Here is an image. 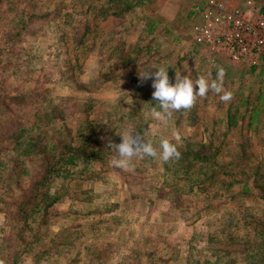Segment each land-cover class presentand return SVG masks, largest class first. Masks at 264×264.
Listing matches in <instances>:
<instances>
[{"label":"rangeland","instance_id":"obj_1","mask_svg":"<svg viewBox=\"0 0 264 264\" xmlns=\"http://www.w3.org/2000/svg\"><path fill=\"white\" fill-rule=\"evenodd\" d=\"M194 1L0 0L3 264L7 253H15V264H261L258 245L252 242L251 257L238 248L257 238L252 235L264 218V195L243 176L251 165L264 164V114L249 128L245 119L226 127L229 102L209 91L161 122L151 116L158 104L154 77L141 79L158 67L168 69L172 84L177 70L193 81L209 73L215 79L223 67L230 102L247 94L264 102V67L210 63L196 48ZM4 40L12 43L4 46ZM257 94L262 98L254 99ZM132 131L158 151L163 138L178 150L211 141L218 162L209 164L208 175L197 161L188 164L189 180L181 164L176 169L178 159L138 156L128 169L116 168L111 145L122 142L119 133ZM82 134L87 152H97L68 165V177L51 185H63L56 201L16 236L25 224L11 211L12 198L17 185L31 184L39 164L40 152L28 151V142L36 137L55 146L59 136L79 142Z\"/></svg>","mask_w":264,"mask_h":264},{"label":"trees","instance_id":"obj_2","mask_svg":"<svg viewBox=\"0 0 264 264\" xmlns=\"http://www.w3.org/2000/svg\"><path fill=\"white\" fill-rule=\"evenodd\" d=\"M128 3H124L125 8L126 6L128 7ZM115 4L118 5L119 2H116ZM261 8L264 11V0L261 3ZM22 25L26 26L25 24ZM10 43H12V40H4L3 42L4 46L10 45ZM11 50L12 48L10 49V51ZM255 67L256 66H251V69H254ZM21 95L25 96L24 94ZM18 97L19 95L17 96V98ZM245 97L246 98L242 97V100H240L239 102H229L227 104L224 120L226 127H233L238 123L239 120L245 119L246 127L249 128L253 123H257L261 120V116L264 114V102H255L254 100H252V97L249 94H247ZM259 98H262L261 94H257L256 98L254 99L258 100ZM244 114H247V116L245 117ZM3 130H5L4 126L0 128V131ZM42 135L45 136V134ZM86 137L88 138V136ZM86 137L85 135L83 137L80 136L79 142H77L76 139L75 141H73V137H69V139L66 140L65 138L61 139V136H59V144H54L55 146L51 144L49 146L47 140H43L41 138L37 140L36 137H32L33 141L28 142V151L38 150L40 152V154L37 156V161L39 164L37 165V168L35 170L36 173L31 184L17 185L19 192L16 194V196H13V194L16 192H13L12 194L14 198H12L13 201L11 203L14 208L11 211L15 213V216L18 220H21V222L25 224L21 225L19 227V231L17 230V232L14 233L16 234V236L19 235L20 230L26 231L27 228L30 227V225L28 224L33 221L35 214L42 213L41 215L43 217L44 212H47L46 210L48 206L52 202L56 201V199L58 198V194L63 189V185L54 184V190L51 189V185L58 177H64V179L68 177V165L76 164L78 159H84V154L86 157L87 155H90V153L95 154V152H97V148L95 150H90L89 153L87 152L86 147L89 145V142L87 141ZM210 142L211 141L202 142L200 143L198 148L190 147L184 148V150H179L181 155L177 160L176 169L178 170V166L181 164V168H185L186 179H190L187 169L188 164L192 162L194 164V162L197 161L201 168H205V171L203 172L208 175L206 170L212 167L209 164L218 162V151H210V149L212 148L211 144H209ZM99 149V151L102 150V148ZM55 150L56 152L52 153ZM250 170V172H244V174L242 172L243 176L247 180L251 179L253 185L259 187L260 191L262 192L261 195H264V164L262 163V161H259L256 165H251ZM214 172L215 171H213V173ZM223 173L226 175L233 174L230 173L227 169L223 170ZM201 181L208 180L202 178ZM248 188L249 186L245 180V182H243L242 190L246 191ZM260 226V228L255 229V233L252 235L254 236L255 234H257V238L250 237L247 240L248 247L244 245L238 249L239 252L243 251L248 254V257H251L252 254L249 253H252V242L255 243L260 247V250H262L260 254L259 251L255 252V254H257V260L261 261V264H264V218L260 220ZM254 239L257 240L254 241ZM18 241L19 239L15 240L14 243H18ZM227 252L228 254H234L235 251H233L232 248L231 253L230 251ZM17 255L18 253L16 254V256ZM14 256L15 253H7L4 264H15L16 258ZM216 263H218L217 260Z\"/></svg>","mask_w":264,"mask_h":264},{"label":"built area","instance_id":"obj_3","mask_svg":"<svg viewBox=\"0 0 264 264\" xmlns=\"http://www.w3.org/2000/svg\"><path fill=\"white\" fill-rule=\"evenodd\" d=\"M191 33L210 63L227 59L264 67V11L255 0H196Z\"/></svg>","mask_w":264,"mask_h":264},{"label":"clouds","instance_id":"obj_4","mask_svg":"<svg viewBox=\"0 0 264 264\" xmlns=\"http://www.w3.org/2000/svg\"><path fill=\"white\" fill-rule=\"evenodd\" d=\"M158 71L154 74L146 72L141 75V79L154 77L152 87L155 89L153 92V100L158 104L153 106L151 110L152 118L161 122H166L173 116L174 112L180 110L191 109L198 98L206 97L209 91L215 92L219 95L222 102L228 103L233 99V93L226 91L224 88V76L226 74L223 67H219L217 77L212 79L209 75H200L195 81L191 75L182 76L179 70L176 71V83H170L168 69L158 67ZM198 86V91L196 90ZM134 131L119 133L122 137V142L112 144L117 156L111 161V164L120 169H128L134 157L149 156L152 158H159L163 162H168L172 159H178L181 153L178 150L177 144L173 143L168 138H163L159 144V151L151 141H147L144 137L140 136ZM177 141L180 136H175ZM3 264V261H0Z\"/></svg>","mask_w":264,"mask_h":264}]
</instances>
